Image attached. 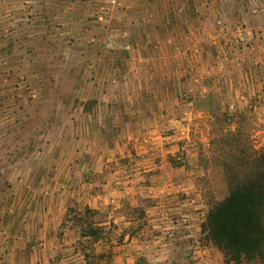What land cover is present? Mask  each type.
Masks as SVG:
<instances>
[{"label":"crops","instance_id":"0c3cea01","mask_svg":"<svg viewBox=\"0 0 264 264\" xmlns=\"http://www.w3.org/2000/svg\"><path fill=\"white\" fill-rule=\"evenodd\" d=\"M30 1V13L40 14L47 20L62 19L55 24L58 29L59 26L62 30L69 29L63 34L71 30L75 35L85 32L84 36L91 37L102 33L98 20L92 27L94 31L86 23L89 16L84 6L86 0H58L70 6L68 9L72 12L59 8V13L53 15L50 14L52 0ZM1 5L2 0L0 20L21 16L18 12L21 8L13 3L9 6L10 13H3ZM111 9L107 14L110 24L103 33L122 37L114 45L121 55L112 56L106 62L112 67H122V71L115 70L114 74L124 84L123 89L115 92L112 101L124 106L112 112L98 110V125L103 130L114 127L121 136L112 145L105 138H99L98 143L92 142L89 148L82 138V148L74 156L75 165L56 174V179L64 180L57 182L58 190L55 185L42 188L39 193L32 192L27 220L17 224L20 230L26 228L27 232L22 231L0 246V258L6 257L5 264H19L14 258L23 254L28 259L26 264H85L78 234L70 226L63 227L69 206L78 207L80 212L88 206L98 211L96 221L100 225L111 227L113 224L110 247L114 257L109 264H175L176 259L185 257L200 259L204 264L208 260L206 246L192 247L200 244L198 238L193 237H199L203 212H198L201 208L193 205L194 202L180 198L181 192L188 191L185 186H190L191 177H198L201 172L189 171L194 167L191 159L190 168H172L164 148H158L166 140L160 132L179 127L175 119H181L188 112L196 117L211 116L210 110H195L194 100L197 99L210 101L216 97L222 111H230V105L235 104L231 113L263 116L264 0H120V4ZM93 14L90 12L95 18ZM219 21L228 27L246 24L253 35L255 47L245 54L247 57L240 64L250 71V78L243 70H237L232 61L218 59V49L225 54L233 43L232 36L221 34ZM54 25L48 23L44 33L50 32ZM91 51L96 57L100 50L92 46ZM192 67L206 76L203 88L193 86L192 78L187 75L186 70ZM169 84L174 85V93L168 94ZM170 116H174V123ZM133 129L142 134L135 136ZM144 140L151 145L139 151L138 146ZM96 145L101 146L97 152ZM129 145L138 150L137 155H142L133 166L130 150L126 149ZM126 161L125 167L115 168ZM143 181L146 184L150 181L151 185L140 189L138 186H143ZM36 195L43 196L40 202ZM134 210L144 211V217H136ZM173 217H183L185 224L180 223L181 220L174 224ZM10 242H13L11 246ZM190 249L195 251L189 252Z\"/></svg>","mask_w":264,"mask_h":264},{"label":"rangeland","instance_id":"374dc122","mask_svg":"<svg viewBox=\"0 0 264 264\" xmlns=\"http://www.w3.org/2000/svg\"><path fill=\"white\" fill-rule=\"evenodd\" d=\"M5 1L6 3L3 4L2 0L1 5L3 13H10L9 6L13 3L14 6L21 8L18 11L21 16L17 19L8 17L1 18L3 21L0 20V246L7 239L13 240V237L20 235L22 231L27 232L26 228L20 230L17 224L27 220V207L33 199L31 196L35 190L39 193L42 188L53 187L57 182L64 181L63 178L56 179V174L75 165L74 156L82 148L80 145L82 138L85 143L88 142L87 148L92 142L98 143L99 138L100 140L105 138L110 145L116 143L121 136L120 132H116L114 127L103 130V127L98 125L100 118L98 110L112 112L115 109H123L124 106L121 102L112 101L115 92L122 91L120 88L123 83H120L117 80L118 75L114 74L115 70L122 71V67L109 66L106 61L112 56L121 55L119 54L121 51H117L114 45L122 37L109 32L103 33V31L107 32V26L111 21L107 19V14L112 10L107 0H94L92 3L86 0V4L84 3L89 12L87 25H91V28L95 27L98 20V24L100 23L98 26L103 29L100 31L102 33L93 37L84 36L85 32L75 35L72 30L63 34L69 29L62 30L60 26L58 29L55 24L62 19L53 17L54 19L47 20L48 18H42L40 14L30 13V0ZM50 3L51 15L59 13V8L61 11L72 12L68 9L70 6L63 2L52 0ZM40 9L42 8L38 7V10ZM90 12L96 17H91ZM51 22L55 24L54 28L44 33V27H48V23ZM69 22L71 23L72 20ZM219 22L221 34L232 36L233 43L231 50H227L225 54L220 53L218 49L216 52L218 59L232 61L237 70H243L250 78V71L240 64L241 60L247 57L245 54L253 51L255 47L253 35L250 34L246 24L228 27L224 26L222 21ZM236 29L242 30L249 42L247 47L250 48L242 46L234 39L233 33ZM92 30L94 31V28ZM92 46L100 50L96 57L92 56L94 54L91 51ZM186 72L192 78L193 86L204 87L206 76L194 71L193 67ZM169 86L171 88H168V94L174 93V85L169 84ZM170 99L168 100L174 102ZM240 99L244 98L240 97ZM90 101H97V105L92 106V111L87 113L84 107L85 103ZM194 102L195 110H215V107L211 106L213 104L206 99H197ZM234 109L235 104H231L229 110L234 111ZM91 113L94 116H91ZM191 113L183 114L181 119H175L180 123L176 129L160 132L164 133L162 137L166 140H163L160 143L162 146L158 148H164V154L172 168H190L189 159H191L194 167L189 171L201 172V175L197 173L198 177L196 175L191 177L188 181L190 186H185L188 191L181 192L180 198L200 206L201 210L198 212H203L204 217L207 210L206 195L212 192L211 194L216 198L221 197L224 184L219 169L216 170L212 166L205 168L208 165L207 146L211 139L213 116L196 117ZM248 115L252 118L251 139L257 147H260L264 145V114L263 116ZM169 118L174 123V116ZM133 130L131 131L135 136L142 134ZM97 145L96 152L101 147ZM146 145L151 144L144 140V143L138 146V150L147 149ZM126 149L130 150L133 158L130 165L138 164L142 155H137L138 150L133 145H129ZM170 156L181 165L173 166L169 162ZM124 165H127V161L126 164L114 166L118 169L125 167ZM150 185V181H147V184L143 181V186L138 187L145 189ZM56 187L58 190V185ZM42 197L35 196L36 200L40 199L39 202ZM178 220L185 224L183 217H173L171 222L175 224ZM193 238H198L197 242H199L198 235ZM10 244L12 245L13 242H10L9 246ZM196 246L201 248L202 245L195 243L192 247L197 249ZM206 247L208 249L206 264H223L220 253L212 247ZM194 249H190L189 252H194ZM19 257L14 258V262L17 261L19 264L28 262L26 254ZM185 258L176 259L175 264H204L200 259ZM5 260L6 257L0 258V264H5Z\"/></svg>","mask_w":264,"mask_h":264},{"label":"trees","instance_id":"16d2710c","mask_svg":"<svg viewBox=\"0 0 264 264\" xmlns=\"http://www.w3.org/2000/svg\"><path fill=\"white\" fill-rule=\"evenodd\" d=\"M210 103L215 110H211L213 121L205 168L212 166L221 171L224 191L219 198L212 192L206 195L207 210L200 224L199 243L216 249L223 264H264V145L257 147L252 141V118L247 113L222 111L216 97ZM96 104L85 103L84 111L90 113ZM169 162L175 167L181 165L172 156ZM68 213L63 227L70 226L78 234L85 264L111 263L113 224L100 225L96 221L98 211L88 206L81 212L78 207L69 206ZM134 214L144 217L141 210H134Z\"/></svg>","mask_w":264,"mask_h":264},{"label":"built area","instance_id":"2783aa9c","mask_svg":"<svg viewBox=\"0 0 264 264\" xmlns=\"http://www.w3.org/2000/svg\"><path fill=\"white\" fill-rule=\"evenodd\" d=\"M108 4L111 8H115L120 4V0H107ZM220 23V22H219ZM234 34L235 40L244 47L249 46V42L247 41V37L243 34L241 29H236ZM250 48V47H247Z\"/></svg>","mask_w":264,"mask_h":264}]
</instances>
